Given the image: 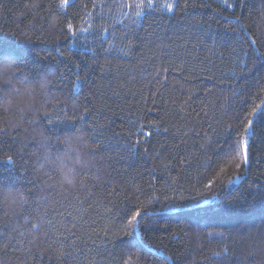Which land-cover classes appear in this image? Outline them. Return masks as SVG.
<instances>
[{"label": "trees", "instance_id": "obj_1", "mask_svg": "<svg viewBox=\"0 0 264 264\" xmlns=\"http://www.w3.org/2000/svg\"><path fill=\"white\" fill-rule=\"evenodd\" d=\"M130 2L0 0V57L31 90L0 103V264H264V0ZM77 128L92 163L70 187L46 159L72 166ZM196 201L216 210L194 218ZM133 204L149 210L138 229Z\"/></svg>", "mask_w": 264, "mask_h": 264}, {"label": "clouds", "instance_id": "obj_2", "mask_svg": "<svg viewBox=\"0 0 264 264\" xmlns=\"http://www.w3.org/2000/svg\"><path fill=\"white\" fill-rule=\"evenodd\" d=\"M17 60L14 57H0V86L8 85L9 90L0 103L11 108L23 96L30 94V88L22 86L16 88V81L13 79L16 73L21 72ZM19 89V92L15 91ZM26 105V108H30ZM40 147L47 153V146L52 142V137L45 136L40 133ZM63 142L68 146L69 150L76 155L71 159L74 160L72 166L68 165L69 156L65 153L63 156H58L55 159H46V163L56 167L59 173L60 180L63 184L70 187H75L80 182L78 167L83 168L89 166L92 161L88 155L91 145L88 140V132L83 128H77L68 132L63 137ZM78 166V167H77Z\"/></svg>", "mask_w": 264, "mask_h": 264}, {"label": "snow or ice", "instance_id": "obj_3", "mask_svg": "<svg viewBox=\"0 0 264 264\" xmlns=\"http://www.w3.org/2000/svg\"><path fill=\"white\" fill-rule=\"evenodd\" d=\"M69 4V0H61L60 8L63 9ZM93 7H96L97 5L94 3L92 5ZM107 6V5H105ZM122 8L127 7V8H137L141 7V5L137 4L135 0H131L130 3L128 4H122L120 5ZM230 6V5H229ZM28 7L30 8H42V4L38 3H33L29 5ZM148 7L151 8L153 7L152 4H148ZM167 7L170 10H173V5L169 4ZM137 15L140 13L137 12ZM53 24H55V20L53 19ZM66 31L71 33L72 36H76V31L74 29V26L72 23H67L66 25ZM81 31H88V29H81ZM256 43L255 40H251V44L254 45ZM3 57H11L10 55L5 54ZM54 73H48L46 76L42 77L40 80V87L41 88H47L49 83L51 82L49 77L53 76ZM28 77L24 76L23 80H27ZM23 80L21 82H23ZM15 91L19 92V89H15ZM264 110V108H262ZM256 114V109H253L252 111L248 112V117H252ZM239 119V127L242 129V132L240 133V137H238L237 142L234 146H232L231 151L235 153L233 156L232 162L235 164L236 167H241L244 163L247 162V149H248V140L245 139L244 137L247 136V133L249 132L250 129L253 128V120L249 118H244L243 114H241ZM156 122L153 121V124ZM167 131V129H165ZM147 135H151V133H148ZM9 160H11V157H9ZM239 160V163H236V161ZM213 195H215L213 193ZM18 196V193L8 191L5 195V200L6 201H12L15 202L16 198ZM216 209L215 207L211 204L206 202L204 206H201L199 201H196L193 206L188 209L189 213L193 215L194 218H200L201 214H208L211 212H214ZM183 211V209H181ZM149 215V210L147 205H141L137 206L135 204L130 205L126 210H124V216L127 218V226H131L133 229H138V226L143 223V217ZM34 228H37L38 225H33ZM131 233H125V235H130ZM138 240L137 242H142L143 241V236L139 235V232L136 233ZM226 251V250H225ZM125 264H128V262H125Z\"/></svg>", "mask_w": 264, "mask_h": 264}, {"label": "rangeland", "instance_id": "obj_4", "mask_svg": "<svg viewBox=\"0 0 264 264\" xmlns=\"http://www.w3.org/2000/svg\"><path fill=\"white\" fill-rule=\"evenodd\" d=\"M222 1H226V0H222Z\"/></svg>", "mask_w": 264, "mask_h": 264}]
</instances>
